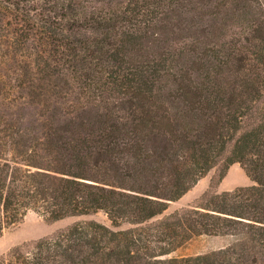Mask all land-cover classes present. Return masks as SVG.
<instances>
[{
	"label": "trees",
	"instance_id": "trees-1",
	"mask_svg": "<svg viewBox=\"0 0 264 264\" xmlns=\"http://www.w3.org/2000/svg\"><path fill=\"white\" fill-rule=\"evenodd\" d=\"M0 66V236L110 223L0 264H264V0H0ZM234 164L254 185L165 214ZM201 236L231 241L167 258Z\"/></svg>",
	"mask_w": 264,
	"mask_h": 264
},
{
	"label": "rangeland",
	"instance_id": "rangeland-1",
	"mask_svg": "<svg viewBox=\"0 0 264 264\" xmlns=\"http://www.w3.org/2000/svg\"><path fill=\"white\" fill-rule=\"evenodd\" d=\"M7 69L8 66H0V74L6 73ZM26 112L33 115V118H31L33 121L35 111L29 109ZM221 170L222 165H219L208 172L178 202L170 204L165 214L168 215L175 210L196 206L205 193H222L254 185L238 164L230 166L222 179H220ZM88 220H94L108 227L110 226L106 216L102 213L89 217H71L56 222H48L37 214L29 213L22 222L10 227L0 236V259L12 247L30 241L53 237L77 222ZM123 228H128V226H124ZM230 241L231 239L228 237H196L173 251L167 258L204 255L226 247Z\"/></svg>",
	"mask_w": 264,
	"mask_h": 264
}]
</instances>
